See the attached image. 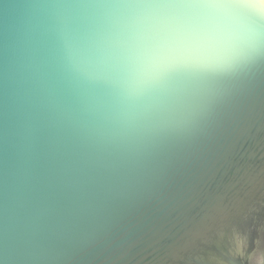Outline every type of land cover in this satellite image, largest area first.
Wrapping results in <instances>:
<instances>
[{
	"label": "clouds",
	"instance_id": "clouds-1",
	"mask_svg": "<svg viewBox=\"0 0 264 264\" xmlns=\"http://www.w3.org/2000/svg\"><path fill=\"white\" fill-rule=\"evenodd\" d=\"M257 123L264 0H0V264L123 259Z\"/></svg>",
	"mask_w": 264,
	"mask_h": 264
},
{
	"label": "water",
	"instance_id": "water-1",
	"mask_svg": "<svg viewBox=\"0 0 264 264\" xmlns=\"http://www.w3.org/2000/svg\"><path fill=\"white\" fill-rule=\"evenodd\" d=\"M99 249L85 264H262L264 257V127L238 138L194 190L147 225L123 259ZM123 254V253H122Z\"/></svg>",
	"mask_w": 264,
	"mask_h": 264
}]
</instances>
